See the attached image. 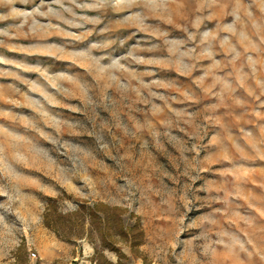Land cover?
Returning a JSON list of instances; mask_svg holds the SVG:
<instances>
[{
    "label": "rangeland",
    "instance_id": "rangeland-1",
    "mask_svg": "<svg viewBox=\"0 0 264 264\" xmlns=\"http://www.w3.org/2000/svg\"><path fill=\"white\" fill-rule=\"evenodd\" d=\"M54 242L264 264V0H0V264Z\"/></svg>",
    "mask_w": 264,
    "mask_h": 264
},
{
    "label": "trees",
    "instance_id": "trees-1",
    "mask_svg": "<svg viewBox=\"0 0 264 264\" xmlns=\"http://www.w3.org/2000/svg\"><path fill=\"white\" fill-rule=\"evenodd\" d=\"M98 208L99 210H96ZM54 210V209H53ZM81 213L83 211L86 212L83 213V218L86 217V215H89L93 219L101 220L99 216V211L105 215V223L111 227H115L118 229V234L121 236L122 239H124L126 242H130L132 247H137L142 244V237H143V231L139 227L138 224L134 225L132 227V233L133 235H129V233L126 232L123 222H122V209L117 207H109L105 204H100L95 209H87L84 205L80 207L79 210ZM55 212V211H54ZM78 213V212H77ZM78 215V214H77ZM58 221H63V219L66 218V215H63L62 213H57ZM103 222V221H102ZM58 224V223H57ZM48 227L53 226L52 221L48 218L47 220ZM100 225V222H99ZM109 249L112 251H116L119 254V261L113 262L109 260L105 255L96 252L94 255V263L95 264H124L122 263V259L125 257L123 253H121L119 250H117L114 246H110Z\"/></svg>",
    "mask_w": 264,
    "mask_h": 264
},
{
    "label": "crops",
    "instance_id": "crops-1",
    "mask_svg": "<svg viewBox=\"0 0 264 264\" xmlns=\"http://www.w3.org/2000/svg\"><path fill=\"white\" fill-rule=\"evenodd\" d=\"M95 251L85 244L81 251L70 244L54 242L53 247L42 257L41 264H95Z\"/></svg>",
    "mask_w": 264,
    "mask_h": 264
},
{
    "label": "built area",
    "instance_id": "built-area-1",
    "mask_svg": "<svg viewBox=\"0 0 264 264\" xmlns=\"http://www.w3.org/2000/svg\"><path fill=\"white\" fill-rule=\"evenodd\" d=\"M34 255V254H33ZM35 256V255H34Z\"/></svg>",
    "mask_w": 264,
    "mask_h": 264
}]
</instances>
